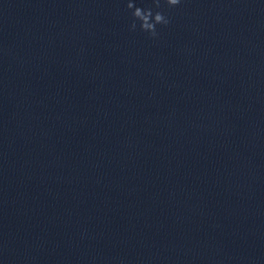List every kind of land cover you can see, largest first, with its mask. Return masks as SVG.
<instances>
[{
	"label": "clouds",
	"instance_id": "obj_1",
	"mask_svg": "<svg viewBox=\"0 0 264 264\" xmlns=\"http://www.w3.org/2000/svg\"><path fill=\"white\" fill-rule=\"evenodd\" d=\"M181 2L182 0H164V3L168 7H175ZM153 4L155 9H159L161 7V0H153ZM126 7L131 10L133 20L130 30L132 31L136 30L138 21L140 30L155 38L158 36L157 25L167 26L170 23V19L162 11H154L152 7H137L133 0H128Z\"/></svg>",
	"mask_w": 264,
	"mask_h": 264
}]
</instances>
